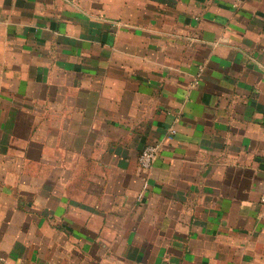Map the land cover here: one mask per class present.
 Here are the masks:
<instances>
[{
    "label": "crops",
    "instance_id": "0c3cea01",
    "mask_svg": "<svg viewBox=\"0 0 264 264\" xmlns=\"http://www.w3.org/2000/svg\"><path fill=\"white\" fill-rule=\"evenodd\" d=\"M263 195L264 0H0V264H264Z\"/></svg>",
    "mask_w": 264,
    "mask_h": 264
},
{
    "label": "built area",
    "instance_id": "2783aa9c",
    "mask_svg": "<svg viewBox=\"0 0 264 264\" xmlns=\"http://www.w3.org/2000/svg\"><path fill=\"white\" fill-rule=\"evenodd\" d=\"M169 138H172L175 134L173 127L169 130ZM161 148V142L149 143L142 147L139 153V163L145 170L150 169L153 166L155 159L158 157ZM264 201V195L262 197Z\"/></svg>",
    "mask_w": 264,
    "mask_h": 264
}]
</instances>
